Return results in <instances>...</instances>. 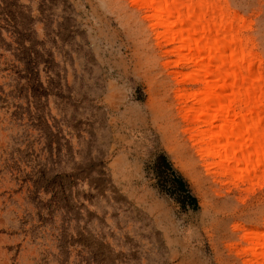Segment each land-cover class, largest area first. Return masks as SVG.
<instances>
[{
    "label": "rangeland",
    "instance_id": "374dc122",
    "mask_svg": "<svg viewBox=\"0 0 264 264\" xmlns=\"http://www.w3.org/2000/svg\"><path fill=\"white\" fill-rule=\"evenodd\" d=\"M212 2L264 84V0ZM153 11L0 0V264H264V164L228 171L205 154L208 126L188 120L196 68ZM159 151L197 211L156 188Z\"/></svg>",
    "mask_w": 264,
    "mask_h": 264
},
{
    "label": "bare ground",
    "instance_id": "6f19581e",
    "mask_svg": "<svg viewBox=\"0 0 264 264\" xmlns=\"http://www.w3.org/2000/svg\"><path fill=\"white\" fill-rule=\"evenodd\" d=\"M136 1L153 8L160 37L167 36L182 62L196 68L201 93L194 94L196 108H189L188 120L194 113L198 125L208 126L200 133L208 140L205 154L219 158L215 166L228 171L251 159L249 170L262 166L264 84L257 56L232 27L236 17L212 0ZM235 104L243 110L235 112Z\"/></svg>",
    "mask_w": 264,
    "mask_h": 264
},
{
    "label": "trees",
    "instance_id": "16d2710c",
    "mask_svg": "<svg viewBox=\"0 0 264 264\" xmlns=\"http://www.w3.org/2000/svg\"><path fill=\"white\" fill-rule=\"evenodd\" d=\"M150 170L158 191L172 199L181 210L195 212L199 209L188 182L175 170L164 152L155 153Z\"/></svg>",
    "mask_w": 264,
    "mask_h": 264
}]
</instances>
